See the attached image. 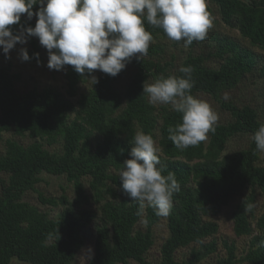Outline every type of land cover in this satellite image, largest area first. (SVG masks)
<instances>
[{
    "label": "trees",
    "instance_id": "1",
    "mask_svg": "<svg viewBox=\"0 0 264 264\" xmlns=\"http://www.w3.org/2000/svg\"><path fill=\"white\" fill-rule=\"evenodd\" d=\"M211 1L218 6L222 22L264 50V0ZM40 7L34 5L33 11ZM206 10L212 21L209 0ZM35 24L24 19L10 27L17 31ZM145 27L152 33V42L168 38L161 28L146 21ZM220 41L218 66H210L203 55L190 53L180 67L193 69L191 93L200 98L212 96L229 110L231 119L215 124V132H209L206 141L183 150L168 139L169 126L182 123V114L170 105H150L143 94L147 79L184 75L179 69L171 71L164 62L161 44L150 43L146 56L133 58L115 77L98 70L81 75L66 65V94L55 86L20 92L19 75L0 64V140L8 132L34 139L24 144L8 138L0 152V174L7 176L0 179V264H11L14 258L27 264H76L86 245L84 232L92 225L96 228L95 252L88 264H129L130 260L200 264L218 250L215 239L206 240L220 226L206 217L219 214L242 196L233 210L234 232L239 237L252 235L249 248L238 258L235 242L226 240V257L216 264H264V205L259 214L256 206L259 193H264V164L252 139L258 122L264 120L253 106L226 101L223 96L254 72L259 59L238 40L223 37ZM41 49L39 38H31L29 60H38ZM125 76L122 90L119 82ZM88 82L89 88L81 93V85ZM137 131L153 136L161 149L162 174L175 173L180 184V191L172 197L170 234L158 262L150 261L147 254L155 244L153 228L161 217L147 204L143 215H137L139 202L123 194L119 178ZM244 135L249 137L246 145L228 152V143ZM43 173L64 176L73 185L72 196L48 198L39 193L42 203L60 208L57 216L25 200L28 192L37 191ZM192 244L198 246L192 247L190 257L179 260L177 251Z\"/></svg>",
    "mask_w": 264,
    "mask_h": 264
},
{
    "label": "clouds",
    "instance_id": "2",
    "mask_svg": "<svg viewBox=\"0 0 264 264\" xmlns=\"http://www.w3.org/2000/svg\"><path fill=\"white\" fill-rule=\"evenodd\" d=\"M37 4L41 7L34 12ZM23 14L28 20L36 16L35 26L14 31L10 26L18 25ZM145 21L161 28L170 40H183L185 48L203 41L211 27L206 0H0V48L10 58L17 43L26 44L35 36L48 51L50 70L70 65L81 75L99 70L115 77L133 58L147 55L153 36ZM35 56L38 59L39 53ZM19 57L31 58L26 48L19 50ZM179 72L184 75L147 79L143 94L150 105H170L182 114V123L169 126L168 139L183 150L215 132L218 114L209 102L191 93L192 67L181 66ZM91 79L98 82L94 76ZM258 123L252 139L256 149L264 151V122ZM130 143V158L119 172L123 194L139 202L137 215H143L147 204L156 216L167 217L173 194L180 191L176 175L162 174L161 149L151 134L137 131Z\"/></svg>",
    "mask_w": 264,
    "mask_h": 264
},
{
    "label": "rangeland",
    "instance_id": "3",
    "mask_svg": "<svg viewBox=\"0 0 264 264\" xmlns=\"http://www.w3.org/2000/svg\"><path fill=\"white\" fill-rule=\"evenodd\" d=\"M210 6L213 8V18L211 21V27L207 30L206 38L203 41H193V43L185 48L183 40L180 42L172 41L169 38H161L150 43L161 44L165 51L163 53L164 62L170 64L169 68L171 71L175 72L179 69L180 65L184 59L191 53L194 55H203L206 57L207 63L210 66H218L219 60L216 58V54L221 46L220 39L223 37H229L233 40L240 41L244 46L254 50L257 53L259 64L253 73L248 74L244 80L232 89L228 94V99L226 101H232L240 105H251L259 111L264 120V50L259 46L253 45L248 39L243 38L238 29L231 28L222 22L221 14L218 6L209 0ZM27 19V15L23 14L21 20ZM28 20V19H27ZM31 21H37V17L33 16ZM31 38H37L35 36L28 38L26 44L17 43L15 48L11 50L10 58L6 57L3 53L2 48H0V64L7 66L10 70L19 75V79L16 82L17 88L20 92H25L31 88H45L48 86H55L61 89L66 94L67 89V79L66 71L67 66L63 70H50L47 67L48 63V51L42 46L40 51V58L38 60H28L23 61L19 57V50L21 48H26L27 50L31 47ZM99 71V70H98ZM150 80L149 82H151ZM91 82L82 84L80 87V92L83 93L87 91ZM127 83V77L125 76L119 85H122L120 89H124ZM224 96V95H223ZM202 99L209 102L213 110L218 114V122L224 123L231 119V114L229 110L223 108L221 104L215 100L210 95H203ZM78 99V97L73 98V100ZM162 105H156L157 107H162ZM216 123V124H217ZM17 139L24 144H29L34 139L28 134L25 136L14 135L13 132H8L3 134V139L0 140V152L5 150V140L6 139ZM249 141L247 135L237 136L233 138L228 143V152H234L238 149L243 148ZM261 161L264 164V151H261ZM6 179L5 174H0V179ZM1 188V186H0ZM73 185L64 176H55L49 173L42 174V181L37 185V191L28 192L25 195V200L39 206L43 211H47L51 216H57L60 208H55L51 204L42 203L39 199V193H42L48 198H60L62 194H68L72 196ZM243 198V196H242ZM241 197L234 199L229 205L225 206L222 211L213 216L206 217V220H213L218 222L220 229L219 232L213 237L206 241H212L215 239L217 241L218 250L206 259H204L200 264H216L220 258L226 257V248L224 247V241L235 242L237 257L240 258L247 252L251 236H237L234 232V220H233V210L236 208L238 203L242 199ZM264 205V193H259L257 206V214H259ZM96 207V205H93ZM154 236L155 244L147 254V257L152 262H158L161 259V247L166 239L169 237L170 230L168 225V216L161 217L160 221L154 226ZM84 237L86 240L85 247L80 251L76 258V264H88L92 255L95 252V237L96 228L92 225L84 232ZM198 246V244H192L189 247L179 249L176 253V257L179 260L187 259L190 257V251L192 247ZM11 264H27L23 261L14 258ZM129 264H139L134 260H130ZM237 264H248L247 262L240 261Z\"/></svg>",
    "mask_w": 264,
    "mask_h": 264
}]
</instances>
